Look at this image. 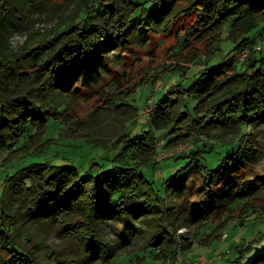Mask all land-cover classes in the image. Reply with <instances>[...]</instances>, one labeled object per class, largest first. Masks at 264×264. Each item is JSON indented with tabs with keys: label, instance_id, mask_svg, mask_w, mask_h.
<instances>
[{
	"label": "trees",
	"instance_id": "trees-1",
	"mask_svg": "<svg viewBox=\"0 0 264 264\" xmlns=\"http://www.w3.org/2000/svg\"><path fill=\"white\" fill-rule=\"evenodd\" d=\"M193 13L195 21L178 34L176 48L202 32L218 31V35L209 52L192 64L200 70L191 83L173 84L156 96L167 78L186 77L191 69L167 63L152 75L154 80L139 84L150 88L146 105L153 97L152 112L143 117L139 131L136 126L126 127L110 147L87 138L95 143L80 145L78 150L65 144L70 152H92L84 176L79 166L55 161L59 139H36L47 133L51 120L63 123L60 116L65 110L60 112V101L51 103L48 93L56 92L64 79H73L83 63L96 61L97 49L117 41L132 25L139 35L153 32L150 20L158 15L156 20L166 22V31L169 22ZM16 35L23 40L14 45ZM223 44L230 48L220 54ZM242 49L248 51L244 60L237 57ZM111 59L110 64L116 66ZM125 75L111 78L121 81ZM100 82L96 76L88 86ZM135 92L113 93L104 106L117 110L127 106L133 114L136 109L126 102ZM261 118L264 0H0V264H154L166 260L185 264L182 258L201 233L186 236L178 233L182 228L202 223L203 231L211 236L218 227L211 244L225 232L229 237L228 225L254 230L261 224L264 228L260 208H247L237 216L238 223L229 219L237 203L264 193V177L247 178L241 173L257 152L248 128ZM233 129L236 138L227 143L225 137ZM187 141L189 146L168 157L167 162L184 164L163 177L162 194L146 173L163 169L158 159L161 152H172ZM97 147L112 153L108 162H96ZM216 153L222 154L216 167L202 164L201 158L206 162ZM191 178L201 183L197 202L191 200L192 193L184 197ZM11 186L14 192L7 203L4 197ZM174 188L183 198L178 205L167 197ZM214 219H218L216 226ZM33 226L53 233L60 248L38 241L29 230ZM260 232L236 245L235 264L264 237Z\"/></svg>",
	"mask_w": 264,
	"mask_h": 264
},
{
	"label": "rangeland",
	"instance_id": "rangeland-1",
	"mask_svg": "<svg viewBox=\"0 0 264 264\" xmlns=\"http://www.w3.org/2000/svg\"><path fill=\"white\" fill-rule=\"evenodd\" d=\"M157 18L158 15L156 18L150 20L152 21L153 32L147 30L149 33H140L141 35H139V29L132 25L123 35H120L117 41L109 43V45L105 44L100 50L98 48L95 52L97 58L96 61L94 60L91 62V60H89L88 63H83L73 79H70L69 77L64 79L58 84L56 92L51 90L50 93H48L49 101H51V103L53 102V104H57L56 102L60 101L61 106L57 105L60 108V112L65 110V113L60 116L63 123H61V121L51 120L47 127V133L36 135V139L41 136L44 137L43 139H59L58 141L60 142L54 147V149L57 148L59 152V157L56 158L55 161L61 164L66 162L79 166L81 176H84L89 170L90 160L88 158L92 155V152L83 150L76 152V150L81 148L79 147L80 145L87 147L96 142L98 143L97 145H107L110 147L112 146V141L115 136L122 133L126 127L132 126L134 128L136 126L135 129L139 131L145 120V118H143V112L146 109V100L150 93V88L146 87L147 83H144V85L139 84L144 79L150 81L154 80V76L152 75L156 74V72L167 63L173 65L171 67H191V69L186 74L187 78L178 75L167 78L165 81V87L161 91L156 92V96H159L162 92L171 88L173 84L181 83L185 87L191 83L194 74L200 70L199 65L192 66V64H194L196 59L199 60L204 57L205 53L209 52L212 43L217 38L218 31H207V33L202 32L201 34H197L191 38L189 44L178 49L176 48L178 44V34H184L183 32L190 28L195 21L196 15L193 13L189 15L187 14L186 16H180L175 19V22L168 23L166 31H164V25L166 22L160 23L156 20ZM40 25L42 27L46 26L44 23ZM199 35L201 36L197 38ZM13 39V44L16 45L22 42L23 37L16 35ZM223 47V52L218 51V53L224 54L225 52H228L230 48V46L224 44ZM171 57L174 58L175 62L171 63V61H173ZM110 58H112L111 61H113L112 63L116 66L110 64L108 61ZM123 72L126 75L123 77L121 76V81L112 80L111 77H115L117 74L121 75ZM96 76L102 79L104 83L100 82L95 86L89 87L88 85L93 84ZM160 83L155 85L156 89L160 88ZM68 84L71 86L66 87ZM100 85H102L101 88L96 90ZM87 86L88 89L86 90L85 87ZM137 87L138 89H136ZM80 89L82 91L75 95L76 93L74 92H78ZM131 90L136 92L129 95V99L126 103L136 109V112L133 114L127 106L118 110L115 107L110 109V107L104 106L106 105L105 100L113 98V93L122 95L124 91L131 92ZM82 121L84 124L82 123L81 126H79V123ZM254 123L253 126L248 128V133L250 137L249 141L254 145L257 152L254 153L250 158L251 160L244 165V168L241 171V173L243 172V176L247 178L251 177L250 175L264 177V118H261ZM160 136L161 134H159V137ZM86 138L91 140L94 139L95 142H91V140H87ZM235 138L236 133L235 129H233L225 137V141L227 143L232 142ZM161 141V138H159V144L162 143ZM47 142H50V140ZM65 144H73V146L71 145V147H68L69 149L75 148V152H70L71 150L67 149V147L64 146ZM188 144L189 141H187V144H182L172 152L165 153L169 154L184 150L189 146ZM86 153L89 156L86 155ZM110 155L106 154L104 150L102 151L98 147L94 149L93 152V157L97 159L96 162L99 164L108 162V156ZM221 155V153H216L212 156H208L206 162L201 158V162L210 168H214L218 164V159ZM9 157L12 158L13 155H10ZM168 157L169 155L166 158L160 159V161H162L161 167L163 169H158L155 172L153 170H148L146 173L152 180H154L155 186L161 190L162 194H165L162 185L164 180L163 177H167L174 173L177 168L184 164L183 161L173 163L167 162L170 161ZM200 185L201 183L199 181L194 182L192 181V178L189 179L188 184L184 189V197L192 193L193 196L191 200L197 202L198 198L196 197V192ZM12 192H14L12 186L6 190L4 198L7 203L13 196ZM173 192L171 195H169L170 192H167L168 201L172 205H178L183 198L180 196L181 193H179L178 188L176 190L174 188ZM249 207L264 210V193L252 196L241 203H237L236 206H233V211L229 215L231 223H238L236 219L237 216ZM217 220L218 219H214L215 226L217 225ZM27 225L28 224L24 225L23 229H26ZM226 227L229 237L224 240L225 242L217 241L214 244L210 243V239L213 234L218 231V227L211 232V236L208 235L207 230L203 231L205 228L202 223H199L198 225L195 224L190 228L185 227L178 230V233H185L186 236L191 237H194L196 233H201L191 251L187 253L185 258H182L183 262L185 264L195 263V257L209 255V257L212 258L211 264H235L236 257L238 256V253L235 251L236 245L246 239L253 238L255 231L261 230L260 236H264V228L261 224H259L254 230L251 226L241 228L228 225ZM31 229L32 232L35 233L38 241H43L52 249L60 248L61 242L53 233H50L49 231L45 233L41 229L36 230V227L34 226L29 228V230ZM201 230L203 232H199ZM142 241H144V239ZM225 254L228 255L227 259H219V256L223 257ZM167 261L169 260H166V262H155L154 264H168ZM170 262V264H174L172 261Z\"/></svg>",
	"mask_w": 264,
	"mask_h": 264
},
{
	"label": "built area",
	"instance_id": "built-area-1",
	"mask_svg": "<svg viewBox=\"0 0 264 264\" xmlns=\"http://www.w3.org/2000/svg\"><path fill=\"white\" fill-rule=\"evenodd\" d=\"M255 46L257 48H260L261 47V41L257 44H255ZM248 54V51L246 49H242L237 57L238 59L240 60H244V58L247 56ZM152 99L153 97H151L148 101V105H146V109L144 110L143 112V117H148L150 116L151 112H152ZM162 142V141H161ZM162 143H160L161 145ZM172 153H169V154H166L165 152H161L158 156V159H162V158H166L168 155L170 156ZM228 234L227 232L223 233L221 235V239L219 240L220 242H225L224 240H226ZM225 257H227V255L225 254L224 255ZM204 258V259H203ZM222 258L219 256V259ZM218 259V258H217ZM190 262V261H189ZM212 263V258L209 257V255H201L200 257H198L195 261V263H190V264H211ZM189 264V263H188Z\"/></svg>",
	"mask_w": 264,
	"mask_h": 264
},
{
	"label": "water",
	"instance_id": "water-1",
	"mask_svg": "<svg viewBox=\"0 0 264 264\" xmlns=\"http://www.w3.org/2000/svg\"><path fill=\"white\" fill-rule=\"evenodd\" d=\"M264 260V237L252 244L251 250L241 259L239 264H257Z\"/></svg>",
	"mask_w": 264,
	"mask_h": 264
}]
</instances>
